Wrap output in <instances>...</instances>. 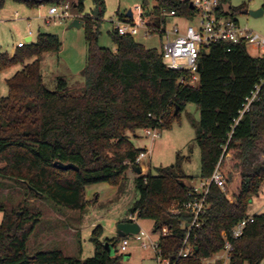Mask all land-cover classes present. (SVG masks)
Segmentation results:
<instances>
[{
    "label": "trees",
    "instance_id": "1",
    "mask_svg": "<svg viewBox=\"0 0 264 264\" xmlns=\"http://www.w3.org/2000/svg\"><path fill=\"white\" fill-rule=\"evenodd\" d=\"M5 1L0 0V9ZM14 1L28 8L70 3L86 26L87 65L81 94L71 93L64 80H59L56 91H50L43 81L40 59L25 63L35 56L60 52L58 36L40 33L12 56L0 54V76L15 64L24 65L8 80L9 95L0 102V177L23 184L32 196L83 211L90 203L86 187L96 183L121 186L142 152L134 148L128 132L170 129L186 106L195 104L200 108L196 130L201 151L199 179L210 178L219 169L225 189L210 186L203 225L190 237L194 252L181 263L204 264L220 253L225 246L222 233L230 237L233 228L249 217L250 204L264 184V159L260 160L264 155V56H251L243 44H212L200 57L197 85H182L179 80L188 72L168 69L159 51L132 36H120L114 30L110 34L116 52L100 46L105 0ZM88 2L93 7L85 14ZM156 3L151 11L153 28L166 23L161 15L164 10L193 15L180 0ZM148 6L144 0L143 7ZM244 10L224 14L235 17ZM124 16L117 12L119 19ZM57 162L72 163L79 170L59 168ZM182 163L183 157L178 155L173 166L159 168L156 175L137 176L140 196L129 211L139 221L153 222L160 249L170 259L179 254L191 219L182 207L191 200L193 186L187 181L194 178L184 172ZM175 205L177 213L172 211ZM0 211L4 213L0 264H122L123 256L116 250L121 238L102 240L101 226L93 230V257L83 260L61 251L31 256L27 243L40 217L26 203L10 211L0 203ZM253 217L243 236L233 241L229 264L264 262V214ZM164 228L169 235L162 234ZM108 245H113L114 256Z\"/></svg>",
    "mask_w": 264,
    "mask_h": 264
},
{
    "label": "rangeland",
    "instance_id": "2",
    "mask_svg": "<svg viewBox=\"0 0 264 264\" xmlns=\"http://www.w3.org/2000/svg\"><path fill=\"white\" fill-rule=\"evenodd\" d=\"M106 13L100 28L99 44L116 52L110 32L115 30L118 17L117 12L127 13L132 11L136 21L142 13L138 10L141 7L144 15H148L156 6V0H148V8L143 7L144 0H105ZM264 0H225L223 8L226 11L244 7L242 13L234 18L242 29L258 33L264 37V15L253 17L246 12L256 11L263 7ZM58 4L48 3L37 8H28L14 0H6L0 9V54H10L12 48L18 41L28 43L21 35L31 31L34 40L42 34L56 35L62 42L60 52L45 53L40 57H33L26 61L30 64L40 59L41 72L45 86L50 91L58 89L59 80L68 83L71 93L81 94L85 89V74L83 71L87 65V42L85 38L86 26L71 28L73 20H80V16L73 10L72 18L61 19L50 15V9ZM92 3L85 6V14L92 9ZM174 19H170L167 31L173 27ZM186 25L183 21H178ZM138 43L149 49L161 51L162 44L166 42V36L154 33L146 38L143 32L136 36ZM251 56H259L261 53L249 48ZM15 53V52H14ZM12 56V54H10ZM24 68L23 64H15L4 70L0 76V102L2 98L9 95L8 80L18 71ZM200 124V108L195 104H188L170 129L159 130V138L155 141L147 138L145 129L136 130L135 133H127L128 139L135 149L146 150L147 157L142 160L143 173L156 175L159 168L173 166L178 155L183 157V170L193 181H187L192 186L200 185L201 151L196 142L197 127ZM264 159V155L260 160ZM137 175L131 167L126 172V179L121 186L109 183H96L86 187L85 197L89 204L83 211H75L59 206L50 198H38L29 194L27 188L14 180L0 177V203L13 210L29 205L32 214L40 217L30 240L27 243L28 254L46 253L61 251L68 257L81 258L83 260L95 255V244L92 241L93 230L97 226L103 228L101 239L114 238L117 236V226L122 219L130 215V208L139 198L140 194L132 177L127 173ZM229 199L230 194L227 195ZM172 211L178 212L176 205ZM264 214V184L258 195L253 198L248 216ZM4 213L0 211V224L3 221ZM140 227L143 231L151 233L158 239L159 233H153L154 224L150 220H140ZM118 237V236H117ZM129 250L126 253L119 251L120 239L117 245L118 255H122V264H158L151 249L145 250L139 243L131 238ZM204 264H221L214 255L205 260ZM264 264V262L262 263Z\"/></svg>",
    "mask_w": 264,
    "mask_h": 264
},
{
    "label": "built area",
    "instance_id": "3",
    "mask_svg": "<svg viewBox=\"0 0 264 264\" xmlns=\"http://www.w3.org/2000/svg\"><path fill=\"white\" fill-rule=\"evenodd\" d=\"M180 1L189 5L193 13L191 17L179 16L175 11L164 10L161 15L167 19L166 23H161L159 28H153L151 12L148 15H144L142 8L138 7V10L142 13L139 15L138 22L133 13L132 18H129L127 12L123 19H118L115 31L120 36H132L135 39L141 31L146 38L151 37L154 33L164 34L167 40L162 44L159 53L168 69L188 72L187 76L184 75L179 80V83L182 85H197L199 81L200 57L203 51H207V48L212 44H243L247 49L253 48L259 51L261 53L259 56H264V37L258 33L242 29L234 17L224 14V12H228L224 8L223 10L221 9L224 0ZM72 11L71 4L65 3L54 5L50 9V15L61 19L72 18ZM170 19H174L175 22L172 29L167 31ZM178 21H183L186 25H181ZM23 44V42L20 43V47ZM158 132V129H145L146 137L153 141L159 138L160 134ZM146 157L147 151L144 150L138 155L133 165L143 167L142 160ZM211 185H216L222 190L225 189V178L219 169H216L210 178L200 180L199 186H193V190L190 193L191 200L182 207V210L189 214L191 219L186 224L187 235L176 258L170 259L165 257L160 249L158 239H155L151 233L140 229V232L136 235H131V238L138 242L142 249H151L158 264H182L181 261L189 258L194 252V246L191 243L190 237L195 229H199L203 225V218L209 208L207 196ZM127 222L139 224V220L134 214H130L127 217ZM253 222L254 217L249 216L233 228L230 237L226 232L222 233L225 246L220 253L215 255L221 264L230 263L233 241L241 238L247 226ZM162 234L169 235L170 232L167 228H164ZM129 246L130 239L124 237L120 242L119 251L126 253L129 250Z\"/></svg>",
    "mask_w": 264,
    "mask_h": 264
},
{
    "label": "water",
    "instance_id": "4",
    "mask_svg": "<svg viewBox=\"0 0 264 264\" xmlns=\"http://www.w3.org/2000/svg\"><path fill=\"white\" fill-rule=\"evenodd\" d=\"M245 13H248L250 14L251 16L253 17H261L262 15H264V9L261 8L259 10H256V11H250V12H246ZM127 16L129 18H132L133 14H132V11L129 10L128 13H127ZM83 26V21H80V20H74L70 27L73 28H81ZM31 41V39H28L27 42L29 43ZM203 54H206V51H203ZM83 74H84V71H83ZM56 165L59 167V168H62V169H75V170H79V168L72 164V163H69V164H65V163H62V162H57ZM132 169L136 172V174L138 176L142 175L143 174V171H142V168L138 165H133L132 166ZM30 190H33L31 187L29 188ZM140 225L138 223H130V222H121L118 224L117 226V236L121 237V238H124L128 235H136L140 232ZM108 248V251L110 253L111 256H114L115 255V251H114V247L113 245H108L107 246Z\"/></svg>",
    "mask_w": 264,
    "mask_h": 264
},
{
    "label": "crops",
    "instance_id": "5",
    "mask_svg": "<svg viewBox=\"0 0 264 264\" xmlns=\"http://www.w3.org/2000/svg\"><path fill=\"white\" fill-rule=\"evenodd\" d=\"M25 6V5H24ZM74 21V20H73ZM72 21V22H73ZM83 25H84V23H83ZM21 37H22V39H24L25 38V40L27 41L28 39H31V41L30 42H33V41H35L34 40V37H33V34H32V32L31 31H29L28 33L27 32H25L23 35H21ZM23 41L21 40V41H18V44H16V46L14 47V48H12V51H11V53L10 54H14V52L16 51V49L18 48V47H20V43H22ZM142 151V150H141ZM142 168V171H143V168L144 169H147L146 167H145V165L143 166V167H141ZM132 171L136 174V172L132 169ZM144 174V173H143ZM137 175V174H136ZM132 177L133 179H134V181H135V178L133 177V175L131 176V174H129V172L127 173V177ZM138 176V175H137ZM89 201V200H88ZM257 215V214H256ZM124 220V221H123ZM127 222V218L125 217L124 219H122L121 221H120V223L121 222ZM139 225H140V221H139Z\"/></svg>",
    "mask_w": 264,
    "mask_h": 264
}]
</instances>
